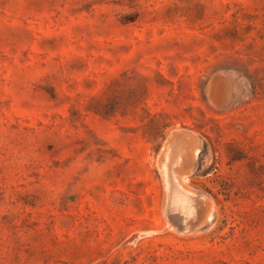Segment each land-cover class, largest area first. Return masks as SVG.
<instances>
[{
  "label": "rangeland",
  "instance_id": "rangeland-1",
  "mask_svg": "<svg viewBox=\"0 0 264 264\" xmlns=\"http://www.w3.org/2000/svg\"><path fill=\"white\" fill-rule=\"evenodd\" d=\"M0 264H264V0H0Z\"/></svg>",
  "mask_w": 264,
  "mask_h": 264
},
{
  "label": "bare ground",
  "instance_id": "bare-ground-1",
  "mask_svg": "<svg viewBox=\"0 0 264 264\" xmlns=\"http://www.w3.org/2000/svg\"><path fill=\"white\" fill-rule=\"evenodd\" d=\"M175 142H176V141H175ZM178 145H181V144H177V146H178ZM174 146H175V145H174ZM176 150H177V149H176ZM167 170H168V169H167ZM174 170H175V169H174ZM175 177H176V176H175ZM175 177L173 176V177H171V179H172V178L175 179ZM167 178H169V177H167ZM181 178H182V177H181ZM182 179H183V178H182ZM171 181H172V180H171ZM179 181H180V180H179ZM181 181H182V180H181ZM183 183H184V182H183ZM167 184H168V183H167ZM172 184H173V183H172ZM173 186H174V185H173ZM167 187H168V186H167ZM184 187H185V186H184ZM180 188H181V187H180ZM178 189H179V188H178ZM183 190H184V189H183ZM180 191H181V189H180ZM186 191H187V190H186ZM189 193H190V192H189ZM191 194H192V193H191ZM192 195H193V194H192ZM188 196H190V195H188ZM193 196L195 197V195H193ZM202 197H203V196H201V199H203ZM199 200H200V198H199ZM204 200H205V199H203V201H204ZM195 201H196V200H195ZM201 201H202V200H201ZM196 203H197V202H196ZM196 203H195V204H196ZM192 205H193V204H192ZM191 209H192V208H191ZM174 225H175V224H174ZM177 225H179V223H178Z\"/></svg>",
  "mask_w": 264,
  "mask_h": 264
}]
</instances>
